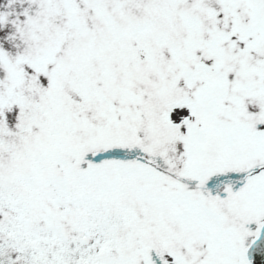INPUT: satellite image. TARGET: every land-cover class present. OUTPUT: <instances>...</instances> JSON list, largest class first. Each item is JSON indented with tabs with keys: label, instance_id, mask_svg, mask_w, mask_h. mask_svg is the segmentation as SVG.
<instances>
[{
	"label": "snow or ice",
	"instance_id": "6c2138e0",
	"mask_svg": "<svg viewBox=\"0 0 264 264\" xmlns=\"http://www.w3.org/2000/svg\"><path fill=\"white\" fill-rule=\"evenodd\" d=\"M0 264H264V0H0Z\"/></svg>",
	"mask_w": 264,
	"mask_h": 264
}]
</instances>
